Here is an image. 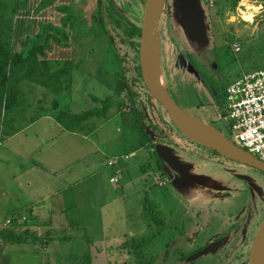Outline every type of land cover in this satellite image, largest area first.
Listing matches in <instances>:
<instances>
[{
  "label": "rangeland",
  "instance_id": "374dc122",
  "mask_svg": "<svg viewBox=\"0 0 264 264\" xmlns=\"http://www.w3.org/2000/svg\"><path fill=\"white\" fill-rule=\"evenodd\" d=\"M1 2L6 11L0 10V19L7 15V9L12 12L20 7L18 10H21L28 0ZM59 4L69 5L75 18L66 29L63 27L65 14L62 12L45 16L46 20H54L56 26L63 29L60 33L51 30L54 34L50 33L46 42L53 43L58 34L65 44L76 42L77 46L82 44L91 49L88 61L80 66L83 74L76 70L74 95L69 97L68 94L71 103L67 107L76 114L85 113L95 106L101 109V100L110 95L117 97L116 81L121 78V65L101 26L100 17L104 10L99 0H61ZM115 4L130 22L143 26L146 0H115ZM246 11L251 12L253 18ZM44 28L53 27L48 25ZM89 28L91 34L87 31ZM170 28L187 31L188 42L196 51L185 55L193 61L203 81L175 67L176 55L182 54V51L175 42L174 45L170 42L167 34ZM108 29L120 57L124 59L123 68L131 89V92L124 89L117 107L120 105L119 109L128 113L118 115L114 123L109 124L103 121L104 118L93 117L81 124L68 140L56 137L58 141L50 149L51 152L58 151L55 156L60 157L57 159L60 163L63 153H69L75 164L81 161L90 165L79 189L90 186L93 191V188L102 186L111 196L110 205L101 208V211L97 207L96 192L90 193L91 199L87 193L84 198L81 196L78 199L81 210L75 211L81 214L91 211L94 214L99 210L86 223H81L94 243L90 249L94 247L98 253L99 245L117 248L126 233L132 231L136 236L131 235L138 238L149 231L147 237L137 240L138 246L133 244L135 240L129 241L131 243L126 246L123 243L115 249L113 259H108L112 264H249L254 239L264 221V173L233 162L183 135L144 87L139 73L141 39H137L139 46L134 47L121 42L118 30ZM155 38L161 48L158 77L167 90L170 88L171 92H168L172 93L170 95L176 99L175 102L184 108H187V102L188 105L201 104L196 93L186 95L187 87L191 85L186 80H178L184 87L177 97L175 74L193 83L202 82V87L209 89L213 103L202 102L200 108L191 109L188 113L233 140L225 118L223 92L245 74L264 70V0H168L157 24ZM106 48L111 50L109 55ZM171 82L173 84L168 85ZM26 84L31 83L28 81ZM90 94L101 96V100H91ZM78 98L83 100L80 105L76 101ZM137 111L145 115V128L156 146L165 149L168 157H161V160L162 171L166 172L159 169L160 161H156L155 154L150 150L142 149L141 152L147 151L145 157L141 155L140 136L136 129L129 127ZM103 123L106 124L103 126ZM2 124L0 120V130ZM154 126L159 130L155 131ZM6 141L7 136L0 131V142L5 144ZM44 143L30 142L26 148L35 152L49 150ZM125 156L131 159L124 160ZM117 158L118 163L114 167L109 166V160ZM119 170L121 174H118ZM117 174L120 182L114 185L110 179ZM158 181L165 182L166 186L158 185ZM228 193L229 199L220 198ZM72 195V191L65 194L66 197ZM74 204L71 202L69 205L72 207ZM144 205L151 224L145 217ZM5 208L0 207V228L13 213L9 206ZM17 211L22 213L24 210ZM69 211L72 212L71 209ZM104 219H108L107 225L101 224ZM158 220L162 223L157 224ZM119 227L122 237L117 232ZM68 232L65 236L69 238L72 231ZM88 245L86 239L78 236L69 242L55 240L47 248L36 245L34 254V246L16 244L5 249L7 255H2L3 263L65 264L71 259L70 264H79L82 256L89 251ZM104 254L100 258L103 262Z\"/></svg>",
  "mask_w": 264,
  "mask_h": 264
},
{
  "label": "crops",
  "instance_id": "0c3cea01",
  "mask_svg": "<svg viewBox=\"0 0 264 264\" xmlns=\"http://www.w3.org/2000/svg\"><path fill=\"white\" fill-rule=\"evenodd\" d=\"M60 1L61 0H28L21 10H18L6 18L10 19L4 22L2 28V36L11 46L14 53L25 55L35 44L43 46L45 53L39 56V62L44 71V82L36 83L28 79L21 80L16 90L0 95V120L3 122L1 125L2 130L0 131H2L3 136L6 135L8 138L5 144L0 142V207L2 208L3 206L7 208L9 206L11 208L10 211H13L12 215L0 228V264H4L2 255H7L5 254V249L10 246L28 243L29 246H34V250L32 251L35 254L36 245L38 246L41 244L47 248L48 244L55 240L62 241L63 238H66L65 234L67 231H69L68 234L71 233V227L74 224H84L86 223L85 221L90 220L94 214L97 212L99 213V210L94 211V214H91V211L86 212V214L75 211L81 210L78 199L83 195L85 196L86 193L89 199H91V192H96L98 194L97 207H99L100 211L101 208L110 205L111 201L109 192L102 186H98L96 189L93 188V191L90 186L87 188H78L79 185L85 181L86 171L90 169L89 164L86 165L85 163H81V161L79 164H75L73 159L69 156V153H63L60 163V160H57L58 158L60 159V157L55 156L58 151L56 149L53 150L54 152L50 151L58 141V139L57 141L55 140L56 137H64L68 140L75 134V131L80 128L79 126L73 131H68L66 129L65 123H67L68 117L84 114H76L73 112V109L67 107L69 102L71 103L68 94L69 97L74 95L72 90L74 88V80L77 77L76 70L83 74V72L80 71V66H84L85 62L88 61L87 55H89L90 49L82 44L77 46L76 42L72 43L68 41L65 44L58 34H56L57 40H54L53 43L46 42L47 36L50 33H54L51 31L53 30L52 28L44 27L52 25L53 28L63 31L61 28L62 26H56L54 20H46L45 17L59 14L61 8L69 7V5L65 4L60 5ZM245 13L252 15L253 18L251 12ZM168 32L167 34H169L168 37L170 42H175L176 46L178 45L180 47L182 53L191 54L196 51V49L193 48L194 46L191 43L189 44L188 34L184 28H176L174 30L170 28ZM106 49L109 55L111 50L108 48ZM178 80L182 82L184 80L189 81L191 85L187 87L188 91H186L188 93L185 94L188 96L196 93L199 102H201L200 105H202V102H212L209 96V89L205 86L202 87V82L193 83L189 79L175 74L176 83L174 86L177 88L176 91H178L177 97L184 87L182 85L183 83ZM28 81L31 84H26ZM169 84L171 86L173 82L168 83V85ZM168 91L171 92L170 88ZM31 97L34 99H29ZM90 98L96 102L97 100H101V96L92 94H90ZM111 98V106L106 113V117H101L104 118L103 121H106L108 124L111 122L114 123V119L118 118V115L128 113L126 111H121L119 109L120 105L117 107L120 95ZM76 101H78L77 104L80 105L83 100L78 98ZM102 101L103 100H101V103ZM200 105H188L187 102V108H184L182 105L180 106L188 113L191 109L200 108ZM99 109L98 106H95L92 110H88L85 113ZM129 122L130 120L127 121V123ZM106 123H103V126ZM135 125L136 119L135 116H133L131 126L129 127L135 129ZM83 138L87 140V137ZM38 141L45 142L44 144L49 146V150L43 151L40 149L35 152L28 147L26 148L30 142L36 144ZM142 149H148V151L150 150L154 153L156 161L160 159L157 151L155 152L153 148L141 147L140 152ZM146 151L141 152L143 157L146 156ZM130 159L131 157L129 156L128 161ZM115 165L116 164H114L113 167ZM162 172H166V170ZM118 174H121L120 170ZM116 177H119L120 182V176L118 175ZM116 177L110 179V182L114 185L119 183L112 182V179ZM155 179L157 181L158 178L156 177ZM76 188H78L77 191ZM70 191H72L73 195L71 197H66L65 194ZM71 202H75L76 204L71 207L69 205ZM21 209L24 211L18 213L17 210ZM69 209H71L72 212H70ZM144 211L147 222L151 224V220L146 214L145 205ZM83 217H85V219ZM107 221L108 219H104L101 224L107 225ZM116 223L118 222L116 221ZM130 225L132 226L133 224L130 222ZM126 229H129V227ZM3 232L11 235L23 236L26 239L22 242H18L4 238L2 236ZM105 232H107L106 228ZM117 232H119L120 237H122L120 227L117 229ZM131 232L124 233L125 237H123L122 243H120V246L117 248L121 247L123 243L132 240H141L143 237H147L146 235L149 231L144 233H147L146 235L138 238H134L131 234H135L136 236V233ZM32 234L37 236L38 239L32 240ZM49 238H51V241L44 243V241ZM96 243L99 244L98 242ZM117 248H108L99 245L97 253L93 247L91 250L93 264H112V261L108 258L113 259L115 249ZM46 250V252H48V249ZM108 250L111 251L108 253ZM100 253H105L103 257L104 262L100 260ZM120 254H123V251L120 250ZM84 256H82V258ZM71 258L73 257L71 256ZM70 263L71 259L65 262V264Z\"/></svg>",
  "mask_w": 264,
  "mask_h": 264
},
{
  "label": "trees",
  "instance_id": "16d2710c",
  "mask_svg": "<svg viewBox=\"0 0 264 264\" xmlns=\"http://www.w3.org/2000/svg\"><path fill=\"white\" fill-rule=\"evenodd\" d=\"M101 7L104 10V13L101 12L100 22L102 28L105 30V36L107 38V43L110 44L113 48L115 56L118 59L119 64L121 65V78L116 81V94L121 95L124 89H127L131 92L129 81L126 76V70L123 68L124 59H122L118 53V50L114 43V37L110 35V30L108 28H113L118 30L117 34L122 43H130L132 46H139L137 39L142 37V27L130 22V20L123 14L116 6L115 0H99ZM4 4L0 0V10H5ZM20 8V7H19ZM19 8H14L12 12H9L7 9V15L0 19V95H3L12 90H16L21 82V80H30L36 83L44 82L43 78V69L39 62V56L44 55V48L41 45H33L25 55L17 54L12 51L11 46L2 36L3 22L5 19L17 12ZM61 12L65 14L63 20V27L66 28L75 18L73 15V10L70 7L61 8ZM5 13V12H4ZM55 32L60 33L61 30L52 28ZM76 29V28H75ZM90 33L92 31L90 28L87 29ZM91 34V33H90ZM57 40V39H55ZM139 73L142 76L141 66L139 67ZM144 85V84H143ZM146 88V86L144 85ZM147 90V88H146ZM148 92V90H147ZM149 93V92H148ZM150 97L152 95L149 93ZM112 98L108 96L105 100L102 101L103 108L101 110H93L82 115H77L75 117H68L66 129L68 131H73L79 127L83 122L93 118V117H106V113L111 106ZM162 107V106H161ZM136 119L135 129L140 136V146L142 148H153L156 152V144L152 135L149 134L144 125L145 115H142L140 112H136L134 115ZM155 131L159 130L154 126ZM163 134V133H162ZM160 161V162H159ZM159 169L163 170V164L161 158L158 160ZM162 221L158 220L157 224H161ZM71 236L68 238H63L62 241H69L75 237L81 236L87 240L89 244V251L85 254L83 258L80 259L79 264H93V255L90 247L94 244L93 241L88 237L85 229L81 227L80 224H74L72 227ZM2 236L4 238L12 239L14 241L22 242L26 238L23 236L11 235L9 233L3 232ZM31 239H38L37 236L31 235ZM51 241V238L46 239L44 243ZM131 242H126L125 246ZM138 241L133 242L134 245L138 246Z\"/></svg>",
  "mask_w": 264,
  "mask_h": 264
},
{
  "label": "water",
  "instance_id": "95a60500",
  "mask_svg": "<svg viewBox=\"0 0 264 264\" xmlns=\"http://www.w3.org/2000/svg\"><path fill=\"white\" fill-rule=\"evenodd\" d=\"M167 1L168 0H146L140 44V60L142 77L148 92L163 107L177 129L187 138L203 147L220 153L223 157L233 162L246 165L264 173V162L237 146L224 135H222L221 138H216L195 129L190 121L197 119L190 116L175 102L174 98L159 79L158 74H155L151 64L150 52L153 40L155 39L156 27L160 17L164 13ZM178 59L177 66L182 68L187 67L188 72L194 74L197 79H201L199 71L192 63H187L188 61L184 55H179ZM164 150L162 146L156 147V151L160 158L167 159L168 156L165 154ZM249 264H264V221L254 239Z\"/></svg>",
  "mask_w": 264,
  "mask_h": 264
},
{
  "label": "built area",
  "instance_id": "2783aa9c",
  "mask_svg": "<svg viewBox=\"0 0 264 264\" xmlns=\"http://www.w3.org/2000/svg\"><path fill=\"white\" fill-rule=\"evenodd\" d=\"M223 97L225 118L233 133L231 141L264 162V70L245 74L225 89ZM118 161L111 159L109 165ZM112 182L118 183L119 177ZM158 183L166 186L165 182Z\"/></svg>",
  "mask_w": 264,
  "mask_h": 264
},
{
  "label": "bare ground",
  "instance_id": "6f19581e",
  "mask_svg": "<svg viewBox=\"0 0 264 264\" xmlns=\"http://www.w3.org/2000/svg\"><path fill=\"white\" fill-rule=\"evenodd\" d=\"M261 7L262 6H260V9H261ZM243 17H244V14H243ZM244 19H245V17H244ZM246 21H248V20H246ZM160 49L161 48L159 47V43H158L157 39L155 38L153 40V43H152L150 58H151L152 67H153L156 75L158 74V61L160 59ZM190 123L195 129H197L198 131H200L201 133H204L206 135L216 137V138H221L223 135V134L219 133L213 127H211L207 124H204V123L200 122L199 120L193 119L190 121Z\"/></svg>",
  "mask_w": 264,
  "mask_h": 264
},
{
  "label": "flooded vegetation",
  "instance_id": "af4514ba",
  "mask_svg": "<svg viewBox=\"0 0 264 264\" xmlns=\"http://www.w3.org/2000/svg\"><path fill=\"white\" fill-rule=\"evenodd\" d=\"M179 55H181V53L176 55V58H175V67H176L177 69H181L183 72H188L187 67L182 68V67H180V66H177V62L179 61V59H178ZM182 55H184L185 58L187 59V61H188L187 63H192V64L194 65L193 61L190 60L185 54L182 53ZM199 73H200V72H199ZM200 75H201V73H200ZM203 80H204V79H203V77H202V75H201V79H200V81H203ZM204 82H205V81H204ZM224 91H225V90H224ZM223 96H224V92H223ZM220 198L229 199V198H230V194H229V193H228V194H223V195L220 196ZM230 201H231V200H230ZM220 202H221V201H220ZM230 208H231V207H230ZM222 212H223V211H222Z\"/></svg>",
  "mask_w": 264,
  "mask_h": 264
}]
</instances>
